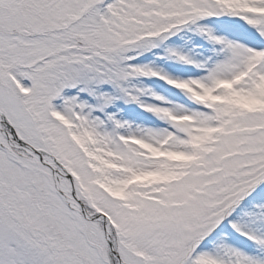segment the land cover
Returning <instances> with one entry per match:
<instances>
[{
  "label": "snow or ice",
  "instance_id": "snow-or-ice-1",
  "mask_svg": "<svg viewBox=\"0 0 264 264\" xmlns=\"http://www.w3.org/2000/svg\"><path fill=\"white\" fill-rule=\"evenodd\" d=\"M0 264H264V0H0Z\"/></svg>",
  "mask_w": 264,
  "mask_h": 264
}]
</instances>
